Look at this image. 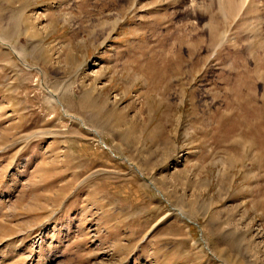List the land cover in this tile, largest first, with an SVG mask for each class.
<instances>
[{"label":"rangeland","instance_id":"374dc122","mask_svg":"<svg viewBox=\"0 0 264 264\" xmlns=\"http://www.w3.org/2000/svg\"><path fill=\"white\" fill-rule=\"evenodd\" d=\"M231 1L0 0V264H264V0Z\"/></svg>","mask_w":264,"mask_h":264},{"label":"bare ground","instance_id":"6f19581e","mask_svg":"<svg viewBox=\"0 0 264 264\" xmlns=\"http://www.w3.org/2000/svg\"><path fill=\"white\" fill-rule=\"evenodd\" d=\"M238 1V0H237ZM241 2H242V0H240ZM244 2H245V0H243ZM247 1V0H246ZM224 2V1H223ZM240 2V3H241ZM192 3V2H191ZM228 3H229V5L231 6V5H234L233 4V2L231 1V0H228ZM193 4V3H192ZM212 4V3H211ZM247 5V4H246ZM244 5H242L241 7H243ZM237 7V6H236ZM250 7V6H249ZM197 10V9H196ZM187 12V11H186ZM245 52V51H244ZM49 95H51V97H52V100L55 102V103H57V101H58V99L57 98H55V96H54V94L53 93H51L50 92V94ZM60 102V101H59ZM154 183V182H153ZM177 211H178V214L179 215H182L183 217H185L184 216V214H183V212H182V210L180 209V208H178L177 209ZM186 215V214H185ZM193 216V215H192Z\"/></svg>","mask_w":264,"mask_h":264}]
</instances>
